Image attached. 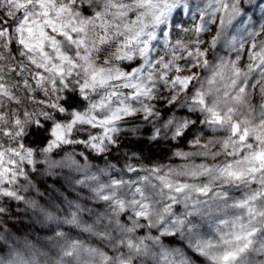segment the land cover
Here are the masks:
<instances>
[{
	"label": "snow or ice",
	"instance_id": "snow-or-ice-1",
	"mask_svg": "<svg viewBox=\"0 0 264 264\" xmlns=\"http://www.w3.org/2000/svg\"><path fill=\"white\" fill-rule=\"evenodd\" d=\"M261 38L264 0H0V200L40 168L122 156L84 171L89 206L67 201L69 223L86 213L114 241L111 264H249L264 252ZM222 208V235L202 237L193 221Z\"/></svg>",
	"mask_w": 264,
	"mask_h": 264
},
{
	"label": "clouds",
	"instance_id": "clouds-1",
	"mask_svg": "<svg viewBox=\"0 0 264 264\" xmlns=\"http://www.w3.org/2000/svg\"><path fill=\"white\" fill-rule=\"evenodd\" d=\"M252 14L249 12L246 15L250 17ZM214 35L209 33L210 37ZM257 44H264V38L257 40ZM259 87L264 88V81L259 82ZM257 103L264 105V92L260 93ZM122 151L127 153L129 150ZM125 165L122 156L119 162L105 156L104 160L78 161V167L51 171L47 167L38 169L33 174L34 178L30 176L26 183L17 187L16 191L22 199L9 200L7 204L0 200L4 210V215L0 216V264H19L21 259L24 264H85L84 259L77 256V251L83 249L93 251L86 264H111L114 241L100 232L84 231L83 226L91 223L86 213L80 217V225L69 223L67 201L79 198L76 202L89 206L86 202L91 198V192L78 183L85 170L96 171L107 166L123 170ZM69 193H72L71 197ZM229 211L222 208L211 215L197 216L193 221L196 231L204 238L216 239L222 235L217 231L218 226L223 219L230 218ZM257 249L258 246L253 245L245 253L249 264H264V252ZM131 264H151V261L148 256L133 255ZM193 264L196 262L193 261Z\"/></svg>",
	"mask_w": 264,
	"mask_h": 264
},
{
	"label": "trees",
	"instance_id": "trees-1",
	"mask_svg": "<svg viewBox=\"0 0 264 264\" xmlns=\"http://www.w3.org/2000/svg\"><path fill=\"white\" fill-rule=\"evenodd\" d=\"M146 154L149 155V153L147 152V149L145 150ZM159 152V150L157 151V149H154L153 152L150 154L152 156H155V154Z\"/></svg>",
	"mask_w": 264,
	"mask_h": 264
},
{
	"label": "rangeland",
	"instance_id": "rangeland-1",
	"mask_svg": "<svg viewBox=\"0 0 264 264\" xmlns=\"http://www.w3.org/2000/svg\"><path fill=\"white\" fill-rule=\"evenodd\" d=\"M259 13H257V15H258ZM158 151V150H157ZM146 153V152H145ZM162 155V153L159 151V152H157L156 154H155V156H153V157H155V158H160V156Z\"/></svg>",
	"mask_w": 264,
	"mask_h": 264
}]
</instances>
